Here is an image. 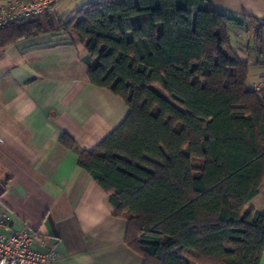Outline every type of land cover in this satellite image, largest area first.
<instances>
[{"label": "trees", "instance_id": "trees-1", "mask_svg": "<svg viewBox=\"0 0 264 264\" xmlns=\"http://www.w3.org/2000/svg\"><path fill=\"white\" fill-rule=\"evenodd\" d=\"M214 0H91L0 28V49L49 33L76 38L92 85L129 114L79 165L128 220L144 264H260L264 93L229 43L235 19ZM245 18L264 26L245 14ZM61 141L75 148L74 140Z\"/></svg>", "mask_w": 264, "mask_h": 264}, {"label": "crops", "instance_id": "crops-1", "mask_svg": "<svg viewBox=\"0 0 264 264\" xmlns=\"http://www.w3.org/2000/svg\"><path fill=\"white\" fill-rule=\"evenodd\" d=\"M4 0H0L2 2ZM91 0H61L57 14ZM235 21L229 43L249 64L250 83L264 78V0H214ZM76 14V13H75ZM75 16V15H73ZM76 38L49 33L0 49V216L29 227L59 264H144L126 244L128 220L115 215L108 193L79 165L126 119V101L90 83ZM70 136L75 148L61 141ZM248 207L264 212V182ZM264 264V255L260 261Z\"/></svg>", "mask_w": 264, "mask_h": 264}, {"label": "built area", "instance_id": "built-area-1", "mask_svg": "<svg viewBox=\"0 0 264 264\" xmlns=\"http://www.w3.org/2000/svg\"><path fill=\"white\" fill-rule=\"evenodd\" d=\"M61 0H4L0 2V28L14 22L40 18L57 11ZM253 90L264 93V78L253 84ZM8 205L1 206L0 264H59L56 252L37 238L29 227L10 228Z\"/></svg>", "mask_w": 264, "mask_h": 264}, {"label": "rangeland", "instance_id": "rangeland-1", "mask_svg": "<svg viewBox=\"0 0 264 264\" xmlns=\"http://www.w3.org/2000/svg\"><path fill=\"white\" fill-rule=\"evenodd\" d=\"M75 13H76V11L74 12H71V11H67V12H61V14L63 15V17H64V20H69V19H71L72 17H74L73 15H75ZM254 23V22H253ZM250 81H251V74H250V76H249V78H248V82L250 83Z\"/></svg>", "mask_w": 264, "mask_h": 264}]
</instances>
